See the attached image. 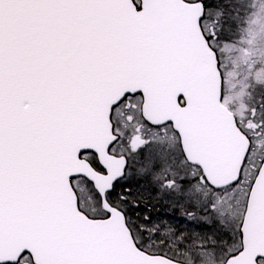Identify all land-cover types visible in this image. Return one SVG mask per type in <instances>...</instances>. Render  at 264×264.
<instances>
[{"label":"snow or ice","instance_id":"6c2138e0","mask_svg":"<svg viewBox=\"0 0 264 264\" xmlns=\"http://www.w3.org/2000/svg\"><path fill=\"white\" fill-rule=\"evenodd\" d=\"M0 264H264V0H0Z\"/></svg>","mask_w":264,"mask_h":264}]
</instances>
